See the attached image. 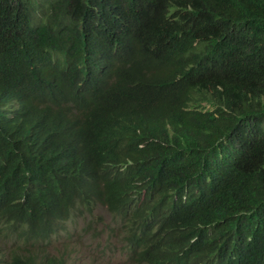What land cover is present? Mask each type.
Listing matches in <instances>:
<instances>
[{
    "label": "trees",
    "instance_id": "obj_1",
    "mask_svg": "<svg viewBox=\"0 0 264 264\" xmlns=\"http://www.w3.org/2000/svg\"><path fill=\"white\" fill-rule=\"evenodd\" d=\"M74 1L44 0L38 18L32 1L0 0V264H69L32 248L73 208L126 204L137 184L169 200L188 182L212 197L167 224L185 245L167 256L161 230L133 231L128 262L264 264V0H117L123 37ZM49 56L92 92L31 79L6 117L8 79Z\"/></svg>",
    "mask_w": 264,
    "mask_h": 264
},
{
    "label": "clouds",
    "instance_id": "obj_2",
    "mask_svg": "<svg viewBox=\"0 0 264 264\" xmlns=\"http://www.w3.org/2000/svg\"><path fill=\"white\" fill-rule=\"evenodd\" d=\"M28 1H32L31 8L34 16L40 18L42 15L40 6L45 3L44 0ZM73 4L83 12L86 20H90L94 13L100 9L102 13L104 12L103 19L105 17L106 24L111 22L115 28H118L119 36L123 37L127 24L124 19L126 7L122 3L117 0H75ZM103 19L102 22L100 20L96 23L98 25L99 23L103 24ZM125 45H127L125 41L117 44L115 53L122 52L125 49ZM54 57H50L49 60H40V63L35 62L34 64H29L26 70L24 68L21 73H15L14 76L8 79L4 85L7 87L4 93L2 107L3 112L6 113V117H16V110L20 107L18 100H16L15 86H24L22 82L27 83L31 79H35L41 87L58 84L59 88L68 87L72 90L83 89L92 92V86L89 84L87 76L83 71L76 70L73 72L70 69L66 70V68H61L60 65L58 67ZM156 185L158 189L163 188L157 183ZM139 189L140 186L137 184V187H134L133 192L129 194L130 196L126 204L122 203L112 208L103 207L99 204L94 211L73 208L71 213L73 214L75 222L67 223L65 227L59 225L57 231L58 236L53 237L52 242L49 240H36L35 246L32 249L38 252L46 249L57 257L60 256V252L62 251L64 257L69 260V264H85L86 260L89 261L91 258L90 253H92V258L97 264H109V262H113L117 258H120V264H130L126 256L125 248L122 246L124 237L133 231L142 233L154 227L155 232L161 230L169 241L166 243L168 247L166 253L169 256L170 251H174L179 245L174 244L175 240L177 239L179 242H183L176 238V234L167 233V224L194 207L209 206L212 197L210 191L205 193L194 182L185 183L180 194L170 192L172 198H168L169 200H165L167 198L163 200L156 198L155 195L158 193L156 189H143L140 191ZM99 208L105 209L106 213L96 217L95 211ZM86 217L88 222L84 231H78L76 224L85 220ZM206 228L208 235L214 232L212 226H207ZM130 229L133 230L130 232ZM80 234H82V239H85L90 234L88 242L93 249L92 252L84 253L83 256H81L80 246L76 242ZM105 235L107 236L108 242L107 244L101 245L100 239ZM23 236L24 230L15 229L12 240L6 243L5 251L11 260H13V254L10 255L9 250H13V242L18 241L21 243V241H25V237ZM197 237H193L191 244L197 242ZM29 242L28 240V244ZM24 247L21 243V248ZM16 253L21 254L19 250ZM223 264L229 263L224 260Z\"/></svg>",
    "mask_w": 264,
    "mask_h": 264
},
{
    "label": "rangeland",
    "instance_id": "obj_3",
    "mask_svg": "<svg viewBox=\"0 0 264 264\" xmlns=\"http://www.w3.org/2000/svg\"><path fill=\"white\" fill-rule=\"evenodd\" d=\"M105 213H106V210L103 208H99L95 211L96 217L100 215H104ZM87 222H88L87 217L85 218V220L78 222L76 224L78 231H84ZM89 239H90V234L87 235L85 239H82V234H80L79 237H77L76 242L80 246L81 256H83L84 253H89V252H92L93 250L88 242ZM107 242H108V239L106 235L100 239L101 245L107 244ZM90 256H91L90 260L89 261L86 260L85 264H97V262H95V260L92 258V253H90ZM119 259L120 258H117L113 262H109V264H120ZM102 264H108V263H102Z\"/></svg>",
    "mask_w": 264,
    "mask_h": 264
}]
</instances>
